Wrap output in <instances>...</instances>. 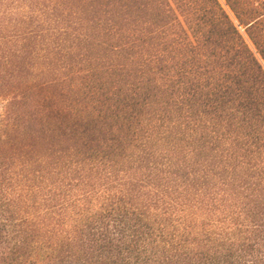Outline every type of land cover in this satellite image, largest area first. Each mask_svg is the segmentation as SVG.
Here are the masks:
<instances>
[{"label":"trees","instance_id":"1","mask_svg":"<svg viewBox=\"0 0 264 264\" xmlns=\"http://www.w3.org/2000/svg\"><path fill=\"white\" fill-rule=\"evenodd\" d=\"M0 264H264V0H0Z\"/></svg>","mask_w":264,"mask_h":264},{"label":"rangeland","instance_id":"2","mask_svg":"<svg viewBox=\"0 0 264 264\" xmlns=\"http://www.w3.org/2000/svg\"><path fill=\"white\" fill-rule=\"evenodd\" d=\"M1 113H2V110H1V105H0V115H1Z\"/></svg>","mask_w":264,"mask_h":264}]
</instances>
